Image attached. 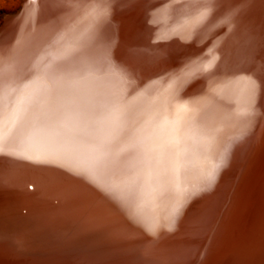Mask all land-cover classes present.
Returning <instances> with one entry per match:
<instances>
[{
    "label": "bare ground",
    "instance_id": "1",
    "mask_svg": "<svg viewBox=\"0 0 264 264\" xmlns=\"http://www.w3.org/2000/svg\"><path fill=\"white\" fill-rule=\"evenodd\" d=\"M40 56L76 83L42 104H25L13 122L20 85L34 78ZM0 58L6 121L0 196L15 201L31 183L37 198L122 212L156 237L172 229L178 205L216 183L263 116L264 0H29L28 13L1 29ZM194 60H212L214 68L182 89L188 103L177 113L175 78ZM113 95L130 99V127L179 116L176 129L152 137L146 151L121 153L94 175L82 171L92 161L80 143L32 133L39 121L61 132V123L88 125Z\"/></svg>",
    "mask_w": 264,
    "mask_h": 264
},
{
    "label": "water",
    "instance_id": "2",
    "mask_svg": "<svg viewBox=\"0 0 264 264\" xmlns=\"http://www.w3.org/2000/svg\"><path fill=\"white\" fill-rule=\"evenodd\" d=\"M262 112L216 183L156 237L122 212L37 198L31 183L1 195L0 264H264V100Z\"/></svg>",
    "mask_w": 264,
    "mask_h": 264
},
{
    "label": "snow or ice",
    "instance_id": "3",
    "mask_svg": "<svg viewBox=\"0 0 264 264\" xmlns=\"http://www.w3.org/2000/svg\"><path fill=\"white\" fill-rule=\"evenodd\" d=\"M29 11V0H26L21 12L27 14ZM203 18V17H202ZM209 52L211 49L208 50ZM45 57H37L34 67L36 74L33 79L20 85V95L13 104L10 118L13 122L19 118V114L24 110L25 104H42L44 99L52 91L64 90L76 83L74 80H68L65 76L58 75L51 70V64H43ZM195 67L187 69L181 68L175 78V89L171 94V100L177 113L184 112L188 101H183L180 92L195 79H199L201 74L209 73L214 68L212 60L207 63L197 64L192 61ZM69 75H74L69 73ZM3 60L0 58V93L3 91ZM257 87L253 81V91ZM216 91V89H213ZM98 115L90 124L81 126L79 123H61L60 128L63 132L53 129L46 121H39L34 125L32 133L40 136H67L73 142L80 143L91 157V164L82 171L89 175H94L95 170L105 165L110 160H115L121 153H139L147 150L148 141L154 136H160L169 130L176 129L179 116L176 119H168L164 116L159 121L149 123L140 127H130V108L131 101L125 95H113L106 98L98 104ZM5 117L0 112V153L4 151V126ZM87 137V141L83 137ZM16 155L18 153H11ZM46 162V161H38ZM222 165L217 166V170ZM217 171L209 172V184L215 182ZM199 193H193L194 198ZM185 205H178L176 213L180 214Z\"/></svg>",
    "mask_w": 264,
    "mask_h": 264
},
{
    "label": "rangeland",
    "instance_id": "4",
    "mask_svg": "<svg viewBox=\"0 0 264 264\" xmlns=\"http://www.w3.org/2000/svg\"><path fill=\"white\" fill-rule=\"evenodd\" d=\"M23 2L24 0H0V26L2 24L3 17L17 12Z\"/></svg>",
    "mask_w": 264,
    "mask_h": 264
}]
</instances>
